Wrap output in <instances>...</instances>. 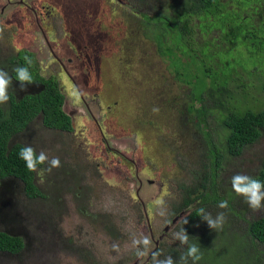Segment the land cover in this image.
I'll return each instance as SVG.
<instances>
[{"label":"rangeland","instance_id":"rangeland-1","mask_svg":"<svg viewBox=\"0 0 264 264\" xmlns=\"http://www.w3.org/2000/svg\"><path fill=\"white\" fill-rule=\"evenodd\" d=\"M132 7L152 11L133 0H0V68L10 72L17 67L11 55L33 52L26 66L58 81L72 123L69 131L54 130L37 117L13 136L59 157L61 166L38 167L32 196L17 179L0 183V210L6 211H0V230L24 242L18 253L0 252V264H151L150 255H135L132 238L140 233L150 237V251L176 260L174 252H186L173 234L196 202L175 207L184 185L197 184L203 133L185 112L187 87L154 43L136 33ZM27 89L13 82L9 91L19 97ZM211 120L210 130H217ZM262 158L264 137L221 171L220 194L228 202L235 198L234 214L229 206L218 208L219 200L206 211L225 213L221 229L201 231L208 226L203 220L202 227L189 224V241L202 253L198 264H264V243L247 234V221L264 211L254 212L230 182L237 173L253 176ZM157 198L166 202V218L157 214Z\"/></svg>","mask_w":264,"mask_h":264},{"label":"trees","instance_id":"trees-1","mask_svg":"<svg viewBox=\"0 0 264 264\" xmlns=\"http://www.w3.org/2000/svg\"><path fill=\"white\" fill-rule=\"evenodd\" d=\"M133 1L152 8L147 13L132 7L129 18L139 24L136 33L154 43L178 84L187 87L189 104L185 112L192 115L195 128L203 133L201 165L195 170L197 184L184 185L183 197L175 207L180 211L196 202L195 209L185 216L183 227L191 230L192 223L202 227L198 210L222 200L221 171L231 158L264 137V0ZM32 55L25 49L23 57L18 53L9 61L26 66L24 58L32 60ZM237 58L251 62L250 69L242 67ZM9 74L14 83L20 84L13 70ZM32 76V87L19 97L9 91L7 106L0 105V183L17 179L29 196L38 193L35 172L28 171L19 158L24 145L14 142L13 136L37 117L50 129H72L58 81L36 71ZM211 118L217 121V130H210ZM252 177L264 182V158ZM234 201L228 202L232 212ZM206 227L201 231H216ZM247 234L251 241L264 243V216L247 221ZM240 239L245 241L244 237ZM22 248L24 242L19 235L0 230V252L14 254ZM174 255L179 259L177 251Z\"/></svg>","mask_w":264,"mask_h":264},{"label":"clouds","instance_id":"clouds-1","mask_svg":"<svg viewBox=\"0 0 264 264\" xmlns=\"http://www.w3.org/2000/svg\"><path fill=\"white\" fill-rule=\"evenodd\" d=\"M3 29H0L2 32ZM28 66L31 65L32 61L29 57L24 58ZM28 66H17L13 69L15 72V79L20 82V89L24 90L26 84H31L34 82L32 73ZM13 77L3 68H0V105L7 104L10 100L9 88L12 87ZM21 160L24 161L25 166L28 171L36 172L38 167L41 165H47V171L51 172L54 168H59L61 166V161L59 157H51L44 152L39 153L29 144H25L18 153ZM231 187L233 191L244 197L245 202L254 211H264V182L258 178H254L244 173L234 174L230 178ZM154 205L157 210V214L166 218L168 216V209L166 202L163 198H157L154 200ZM220 209H226L228 207L227 200H221L218 205ZM197 215L201 217L203 221H206L209 228L213 230H219L223 227L226 221V215L224 212H218L215 217H213L211 212L206 211L204 208H200ZM187 220H184V224ZM198 226V225H197ZM174 239L179 241L180 244L186 245V252L180 255L179 259H174L171 255H162L158 251H150V246L152 241L149 236L144 233H140L139 236H134L132 238V245L135 249V255L137 258H144L150 255L151 264H188L189 259L192 264H198L202 259V253L200 247L195 243H190L189 234L183 227L180 231L173 234ZM112 249L119 251V245L116 243L112 244Z\"/></svg>","mask_w":264,"mask_h":264},{"label":"flooded vegetation","instance_id":"flooded-vegetation-1","mask_svg":"<svg viewBox=\"0 0 264 264\" xmlns=\"http://www.w3.org/2000/svg\"><path fill=\"white\" fill-rule=\"evenodd\" d=\"M50 46V45H49ZM28 87H32L33 86V83H31V84H29V85H27Z\"/></svg>","mask_w":264,"mask_h":264}]
</instances>
